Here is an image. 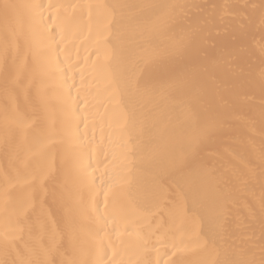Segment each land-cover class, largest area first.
I'll use <instances>...</instances> for the list:
<instances>
[{"label": "bare ground", "instance_id": "bare-ground-1", "mask_svg": "<svg viewBox=\"0 0 264 264\" xmlns=\"http://www.w3.org/2000/svg\"><path fill=\"white\" fill-rule=\"evenodd\" d=\"M0 264H264V0H0Z\"/></svg>", "mask_w": 264, "mask_h": 264}]
</instances>
